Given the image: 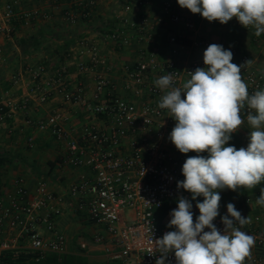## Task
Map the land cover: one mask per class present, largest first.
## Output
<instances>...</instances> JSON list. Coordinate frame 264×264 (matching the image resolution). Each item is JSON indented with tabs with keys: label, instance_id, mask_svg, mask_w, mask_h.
Masks as SVG:
<instances>
[{
	"label": "built area",
	"instance_id": "1",
	"mask_svg": "<svg viewBox=\"0 0 264 264\" xmlns=\"http://www.w3.org/2000/svg\"><path fill=\"white\" fill-rule=\"evenodd\" d=\"M38 2L39 7L35 10L20 13L15 11L12 4H7L0 12V33L11 37L14 20L38 17L48 19L49 14H43L42 9L48 6L58 9L64 4L67 5L64 19L75 24L91 16V9L97 0ZM126 10H131V7L127 6ZM164 20L182 24L188 31L194 30L193 22L171 3H165L162 8V17L158 21ZM132 27H138L142 33L153 30L147 19L141 20L139 24L132 23ZM251 28L249 26L247 29ZM183 37L171 35L167 39L171 46L170 58L161 59L157 52L152 51L142 59L124 65L122 86L132 92L134 97L123 96L119 85L97 72L94 73L92 91L82 80L69 86L66 66L56 70L52 76H46L43 67L30 69L31 82L24 97H0V123L26 110L31 101L38 105L47 103L54 93L62 95L64 101L79 105L90 115V119L83 121L78 132L68 126L65 123L67 118L56 110L37 120L35 125L42 131H50L64 145L61 164L84 169L69 184L67 191L77 209L89 219L102 224L109 239L120 248L117 254L110 255L109 264H119L117 260L127 261L132 256L135 258L134 264H156L160 254L153 255L152 237L153 240L159 239L166 232L175 230L161 226L156 212L167 200L178 199L180 196L187 198L189 194L177 188V182L185 179L181 170L189 156L188 153H180L168 139L176 122L168 117L167 109L158 107L164 93L154 84L159 77L172 74V86H182L190 79L189 72L204 67L203 58L192 60L184 67L173 58L183 46ZM108 39L122 44L129 42L125 32L120 30L109 34ZM210 44L208 40L195 39L192 47L206 49ZM228 50L233 53L232 63L238 66L251 60L250 64L241 69L249 94L264 89V69L256 65L255 59L239 47ZM97 53V46L83 45L79 49L78 73L85 74L94 70L99 63ZM86 54L90 55L92 65L83 59ZM32 141L31 137L30 145ZM12 184L13 189L0 197V264L5 255L17 258L32 254L39 260L51 253H67L68 239L56 228L57 219L63 214L66 197L50 188L45 179L36 183L34 191L30 190L24 176L16 177ZM259 195L260 192L248 196L245 205L256 201ZM192 204L195 221L199 210L195 207L196 202ZM234 205L236 210L240 208L236 202ZM170 213L165 216L169 218L168 222L171 219ZM225 215L226 207L219 209V216L213 221L221 231L224 228L221 217ZM250 221L241 227L242 231L255 238L249 264H264L262 217L258 214ZM104 238L100 234L96 240L103 241ZM166 264H175L174 254H169Z\"/></svg>",
	"mask_w": 264,
	"mask_h": 264
},
{
	"label": "crops",
	"instance_id": "2",
	"mask_svg": "<svg viewBox=\"0 0 264 264\" xmlns=\"http://www.w3.org/2000/svg\"><path fill=\"white\" fill-rule=\"evenodd\" d=\"M29 2L30 0H0V12L7 4H12L15 11L19 13L31 12L39 7L38 0H34L32 5ZM140 2L143 3L139 5ZM165 3L177 6L185 18L193 22L194 30L188 31L182 24H173L168 20L159 22ZM66 6L64 4L58 9L52 6L42 9L43 14H49L48 19L38 17L27 21L15 20L19 22V27L16 29L13 27L11 37L0 33V49L2 50L0 56L6 50L8 55L13 51L16 56H20L19 60L6 59V65L0 62V75L3 78L0 80V86L4 84V81L10 83L8 89L1 90L0 97L9 96L18 99L24 97L28 91V84L31 82L30 69L43 67L46 76H52L56 70L64 66L68 71L69 86L82 80L92 91L95 83L94 73L97 72L119 85V91L123 96L134 97L132 92L122 86L124 65L138 61L152 51L157 52L161 59L172 57L171 46L167 43L171 35L184 36L179 53L173 55L182 67L192 60L203 58L206 49L193 48L192 42L195 39L208 40L226 49L239 47L249 55L250 51L253 52V49L261 46L263 43L261 39H264L263 34L256 37L253 27L248 30L235 17L227 24H221L219 21L209 22L200 14H192L190 10L181 8L177 0H97L91 9V16L75 24L64 19L63 13ZM127 6H130L131 10L127 11ZM143 19H147L153 27L149 33H142L138 27H132V23L139 24ZM43 27L52 31L56 38L61 36L63 39L74 40V44L60 52L58 48L63 39L58 41L51 38L48 33L45 37L47 42L39 51L30 49L28 52H23L18 47V43L14 42V39L19 41L36 34ZM24 28H31L33 32L15 35L17 30ZM116 30L125 32L129 40L128 44L108 39V35ZM83 45L97 46L99 63L91 72L80 74L77 71V62L80 60L77 52L83 48ZM8 47L12 49L8 51ZM27 58L33 59V62L28 61ZM83 59L92 65L89 54L84 55ZM253 59L256 60V58ZM55 110L60 111L67 118L65 123L74 127L76 132L83 121L90 119V115H87L82 107L64 101L62 95L54 93L47 103L38 105L31 101L26 110L19 111L14 118H8L4 123H0V197H4L13 189L12 183L18 176H24L27 179V184L32 191L35 190L36 183L40 179H45L50 188L66 197L63 214L58 217L56 228L68 239L67 253L82 256L85 264H109L110 255L117 254L120 248L109 239L102 224L89 219L85 213L77 209L67 191L69 184L75 181L84 169L61 164V157L65 152L64 145L50 131H42L35 125L37 120ZM28 120L32 122L29 123ZM31 137L32 145L29 144ZM246 206L237 210L242 216L249 217L251 220L259 214L264 225V206L258 205L256 201ZM161 209L156 212L158 223L161 226H168L169 218L165 216L167 217L173 208L159 219ZM100 234L105 237L103 241L96 240ZM82 244H85V247H82ZM134 259L132 256L127 261L119 259L117 262L134 264ZM244 264H249V258H246Z\"/></svg>",
	"mask_w": 264,
	"mask_h": 264
},
{
	"label": "clouds",
	"instance_id": "3",
	"mask_svg": "<svg viewBox=\"0 0 264 264\" xmlns=\"http://www.w3.org/2000/svg\"><path fill=\"white\" fill-rule=\"evenodd\" d=\"M181 8L200 14L209 22L227 24L234 17L245 28L252 26L254 35L264 33V0H177ZM233 53L219 44H210L203 53L204 67L189 72L190 79L173 87L172 74L154 81L164 94L158 107L168 110L176 123L168 139L189 156L182 166L183 181L177 188L190 192L191 199L202 196L195 207L199 216L193 219L192 202L180 196L177 208L170 213L162 238L153 241L156 264H166L174 254L175 264H244L252 255L255 238L242 231L250 223L227 205L221 217L223 231L213 221L219 216L220 191L254 189L264 181V89L249 94L241 69L251 63H232ZM250 126L247 148L230 145L232 134L245 123ZM207 152V157L200 153ZM256 203L264 206V188ZM207 229V231L205 230ZM151 232V228H150ZM152 236V234H151Z\"/></svg>",
	"mask_w": 264,
	"mask_h": 264
},
{
	"label": "trees",
	"instance_id": "4",
	"mask_svg": "<svg viewBox=\"0 0 264 264\" xmlns=\"http://www.w3.org/2000/svg\"><path fill=\"white\" fill-rule=\"evenodd\" d=\"M27 21V20H26ZM15 29L19 27V22H13ZM48 28H41L36 34H32L31 36H28L27 38H22L18 41V47L21 48L23 52H28L30 49L34 51H39L47 42L46 40V35H48L56 39L58 41H61L63 38L61 36H57L52 32L49 31L47 32ZM62 44L59 46L58 51H62L65 49H69L71 45L74 44V40L72 39H63ZM0 80H3V78L0 75ZM5 89H8L10 86V83H7V81H4L3 84ZM241 131H237L232 134V139L229 141L230 145H234L237 149L240 148H246V140L248 139L249 132H250V126L247 124V121L245 119V123L241 126ZM193 156H196L197 153L191 152ZM200 155H203L207 157L208 153H200ZM264 188V181H262L259 185H257L254 189H244L241 188L240 190L237 191H231L228 189L220 191V207L219 209L227 207L229 203H234L236 202L240 208H244L246 198L250 195L257 194L260 192V189ZM188 197L187 199L191 200L192 202H203V197H197L196 200L191 199V193L188 192ZM177 206V198H173L170 200H167L159 212V219L162 218L167 212H169L172 208ZM247 208V206H246ZM2 264H85L84 258L80 255H76L73 253H63V254H57V253H51L47 256H45L42 259L37 260L36 257L32 254H26V255H21L17 258H12L11 255H5L3 258V263Z\"/></svg>",
	"mask_w": 264,
	"mask_h": 264
},
{
	"label": "rangeland",
	"instance_id": "5",
	"mask_svg": "<svg viewBox=\"0 0 264 264\" xmlns=\"http://www.w3.org/2000/svg\"><path fill=\"white\" fill-rule=\"evenodd\" d=\"M33 2H34V0H30V5H32L33 4ZM28 3V2H27ZM32 33L33 32V29H31V28H24L23 30L21 29V30H17V32H16V36H19V34L21 35V34H23V33ZM262 40V44H261V46H259L257 49H253V52L252 51H250V53L252 54V56H251V54H250V56L251 57H253V58H256V65L258 66V67H260V68H263L264 69V39L262 38L261 39ZM14 42H16V44L18 43V41L16 40V39H14ZM10 49H12V48H9L8 47V51H10ZM5 52V51H4ZM3 52V54L0 56V62L1 63H4V65H6V63H7V60L6 59H15V60H19L20 59V56H16V53H14L13 51H11V53H10V55H12V56H10V55H8L7 54V50H6V52L4 53ZM202 54V53H201ZM28 59V61H31V62H33V59H29V58H27ZM36 60V59H35ZM19 71V70H18ZM11 73V72H10ZM1 88H0V92H1V90H3V88H4V86L3 85H1L0 86ZM241 129L242 128H240L238 131H241ZM246 148H247V146H248V143H249V140H246ZM188 156H193L192 154H191V152H189L188 153Z\"/></svg>",
	"mask_w": 264,
	"mask_h": 264
}]
</instances>
